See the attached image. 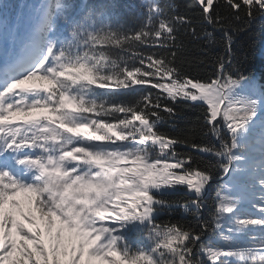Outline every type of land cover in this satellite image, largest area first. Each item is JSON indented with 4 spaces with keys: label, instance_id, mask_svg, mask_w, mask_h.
<instances>
[{
    "label": "snow or ice",
    "instance_id": "6c2138e0",
    "mask_svg": "<svg viewBox=\"0 0 264 264\" xmlns=\"http://www.w3.org/2000/svg\"><path fill=\"white\" fill-rule=\"evenodd\" d=\"M260 20L0 0V264H264V70L236 48Z\"/></svg>",
    "mask_w": 264,
    "mask_h": 264
},
{
    "label": "trees",
    "instance_id": "16d2710c",
    "mask_svg": "<svg viewBox=\"0 0 264 264\" xmlns=\"http://www.w3.org/2000/svg\"><path fill=\"white\" fill-rule=\"evenodd\" d=\"M9 3L17 4L20 0H8ZM140 0H120V3L123 5V12L127 16L131 12L135 11L139 5ZM185 2V0H181ZM249 45L254 47V52L252 53L255 56V64L258 69L264 70V20L257 22L255 31L251 33L241 34L236 41V48L238 54L243 51L249 50ZM222 51V49H217ZM195 54V53H194ZM189 116H194V112H189ZM176 199L177 197H171Z\"/></svg>",
    "mask_w": 264,
    "mask_h": 264
}]
</instances>
